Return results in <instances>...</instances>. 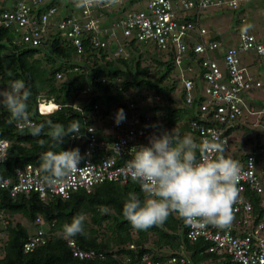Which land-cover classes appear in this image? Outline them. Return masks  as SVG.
Wrapping results in <instances>:
<instances>
[{
	"label": "trees",
	"instance_id": "trees-1",
	"mask_svg": "<svg viewBox=\"0 0 264 264\" xmlns=\"http://www.w3.org/2000/svg\"><path fill=\"white\" fill-rule=\"evenodd\" d=\"M7 1L12 2L11 8L4 6ZM18 1L0 0V14L5 10H13ZM146 1L148 2L121 0L117 7L107 12V21L101 26L106 27L112 20L118 22L119 8L126 7L130 10L138 4H144L145 8ZM248 1L242 2L236 10L224 6L200 12L193 10L187 13V19L194 22L197 29L204 28L210 41L221 44V55L229 48L235 49V57L241 68H246V64L243 66L244 56L252 54V61L244 74L250 78L253 87L257 83L259 86L254 87L246 99L249 107L264 111V105H257L250 100L264 101L254 96L264 85L261 82L263 75L259 74V67L264 64V55L258 54L255 47L264 43V22L255 16L258 13L262 16L260 9L250 10L252 6ZM258 4L264 7V0H258ZM211 11L234 13L237 16L232 27L234 37H225L222 40L218 35H213L212 29L207 30V27L201 24V14ZM117 31L118 34L116 33L111 43L105 47L93 46L91 35L82 37L79 52L65 32L63 34L59 29L49 28L41 45L32 47L19 42L15 31L0 26V89L7 88L14 80H23L31 89L27 120H11L7 109L0 107V142L7 144L5 151H0L2 179L10 178L15 183L16 170L31 165L38 170L40 178L48 182L45 179L48 173L41 167L42 157L46 153L60 150L79 149L83 160L97 161L111 157L112 149L105 151L103 146L113 143V114L117 115L120 109L123 110L124 120L130 123H133L134 119L140 121L139 124L133 125L136 130L142 129L144 132L139 146L147 145L151 135L164 130H174L181 139L190 134L195 137L194 141L198 146L199 139L192 131V124L212 122L218 125L216 121L211 120V114L200 110L206 100L201 95L206 84L201 78L203 72L200 61L196 59V54L190 47V44L199 40L198 38L193 36L192 39H185L188 51L180 57V63L177 64L174 48H162L153 42V49L144 52L140 44L147 42L138 41L134 36H124L121 29ZM242 33L253 37L254 47L242 49ZM224 41H228L229 45L224 44ZM219 65L221 67L220 62ZM189 68L193 72L192 75ZM185 80L192 83L189 102L186 100L183 84ZM176 92H179L182 103L180 105L177 104V96L174 98ZM142 110L149 114L144 115ZM255 120L257 121L256 116L244 117L232 126L219 125L218 128L222 136L228 139V149L223 151L225 157L241 162L248 156H253L257 170L262 171V128L259 127L261 132L256 134V141L251 144L252 150L248 153H237L240 149L236 148L230 138L232 133L244 128V125L248 128L258 127L254 125ZM48 121L62 124L65 128L74 121H79L81 137L77 139L67 136L62 144L56 145L48 135ZM36 125H45L39 136L31 134V128ZM89 128L92 133H88ZM91 135L95 138L97 148L88 158L85 156V150ZM202 153L198 146L197 157ZM133 155V151L127 150L117 156L116 166H123ZM130 193H135L142 201L147 197L140 185L133 180L126 183L105 181L89 189L71 191L67 199L57 195H48L41 199L34 192L12 198L9 189L0 188V232L6 235L3 246H0V264H145L144 256L153 264H233L206 252L209 243L202 240L189 242L184 219L177 213H172L165 223L147 231L134 230L123 215V205ZM248 198L253 205L255 221H258L261 196L254 194ZM105 207L107 212L103 211ZM77 215L89 219V222L83 219L84 235L66 238L63 225L71 223ZM16 217L23 219L26 224L15 223ZM38 219L41 222H38ZM39 231L43 232L44 245L24 253V243ZM150 236L154 237L151 243ZM69 240L74 241L77 247L84 251L92 250L103 254L104 259L80 260L73 257L68 245ZM172 259L176 261L171 262ZM182 259L184 263H181Z\"/></svg>",
	"mask_w": 264,
	"mask_h": 264
},
{
	"label": "built area",
	"instance_id": "built-area-1",
	"mask_svg": "<svg viewBox=\"0 0 264 264\" xmlns=\"http://www.w3.org/2000/svg\"><path fill=\"white\" fill-rule=\"evenodd\" d=\"M245 1L247 0H148L142 10H128L125 6L119 8L118 22L112 20L103 27L101 24L107 21V12L117 7L121 0L114 7L102 5L87 9L76 7L75 0H19L13 10H5L0 14V26L15 31L19 36V42L32 47L41 45L49 28L59 29L65 32L79 52L82 37L91 35L93 46L105 47L111 43L117 29H121L124 36H134L142 42L151 41L162 48H174L177 64L180 63V57L188 51L185 39L198 38L199 40L190 44V47L196 54V59L200 61L203 72L201 78L206 84L201 93L206 100L200 110L207 111L211 114V120L218 123V125L212 122L192 124V131L199 139L198 146L203 151L197 157L199 159L205 154L216 155L207 152L210 145L215 147L222 144L224 150L228 149V139L222 136L219 125L232 126L238 119L256 116L258 123L255 120L254 124L264 131V111H256L249 107L246 99L249 92L259 84L253 87L250 78L245 76L244 68L239 66V61L235 57V49L229 48L221 55L219 48L221 44L210 41L204 28L197 29L195 23L187 19V13L193 10L200 12L222 6L236 10ZM63 5L65 6L61 8ZM241 35L242 49L254 47L252 36L245 33ZM255 47L258 54L264 55V43ZM220 56L222 58H219ZM189 71L192 72L191 68ZM183 84L186 89V100L189 102L192 83L185 80ZM139 122L138 119H134L133 123L124 119L118 121L117 115L113 114L111 124V132L114 131L115 134L113 143L110 146L100 144L105 151L112 149L113 155L97 161L82 158L78 164L81 170L74 171L55 184L45 182L40 178L37 169L26 165L22 170H16L15 183L10 178L2 179L0 176V188L9 189L12 198L34 192L41 199L48 195L67 199L71 191L89 189L105 181L126 183L132 180L126 170V164L116 166L115 161L117 156L127 150L132 152L130 151L132 148L139 146V140L144 137V132L142 129L136 130L133 126ZM88 133H92L91 128L88 129ZM6 145L5 142H0L1 152L5 151ZM95 148H97L95 138L91 135L85 156L89 158ZM241 165L242 171L238 182L240 195L234 205V220L231 225L220 228L211 224L201 226L185 223L186 237L192 243L198 240L209 243L206 252L215 254L221 260H228L233 264H264V170H257L253 156L241 161ZM254 194L261 196L258 221H255L253 205L248 198ZM37 221L41 222L40 219ZM5 240V233L0 232L1 247ZM44 243L43 232L39 231L36 236L28 238L23 245V251L31 252ZM68 245L73 257L80 260L104 259L103 254L92 250L84 251L72 240L68 241ZM143 260L145 264H153L147 256H144ZM175 261L176 259L171 260ZM184 262L182 259L181 263Z\"/></svg>",
	"mask_w": 264,
	"mask_h": 264
},
{
	"label": "clouds",
	"instance_id": "clouds-1",
	"mask_svg": "<svg viewBox=\"0 0 264 264\" xmlns=\"http://www.w3.org/2000/svg\"><path fill=\"white\" fill-rule=\"evenodd\" d=\"M118 3L119 0H75L76 7L85 9L102 5L114 7ZM30 98L31 89L23 80H14L7 88L0 89V107L7 109L14 121L27 120ZM122 113V109L118 110V121L123 119ZM46 126L56 145L62 144L67 136L78 138L81 135L79 121L67 128L51 121ZM44 127L33 126L31 134L39 136ZM197 150L198 146L190 137L181 139L174 130L153 134L147 145L130 150L134 155L126 161V170L147 194L142 201L135 193H130L123 205V215L134 230L147 231L161 225L172 213H177L186 224H211L220 228L231 225L234 205L240 195L241 162L225 157L222 144L210 145L207 150L215 156L205 154L198 159ZM81 159L79 149L46 153L41 163L48 173L46 181L55 184L81 170L78 167ZM103 211L107 212V208ZM63 234L66 238L84 235L83 218L77 215L71 223L63 225Z\"/></svg>",
	"mask_w": 264,
	"mask_h": 264
},
{
	"label": "rangeland",
	"instance_id": "rangeland-1",
	"mask_svg": "<svg viewBox=\"0 0 264 264\" xmlns=\"http://www.w3.org/2000/svg\"><path fill=\"white\" fill-rule=\"evenodd\" d=\"M247 3H251L250 6H252V8L250 10L252 11H256V8H259L260 9V13L262 14V16L258 13L256 14L255 16L258 18V19H263V22H264V7L260 4H258V0H249ZM4 6L6 8H11L12 6V2L11 1H7ZM144 8V4H138V5H135V6H132L131 7V10H141ZM237 20V16L234 14V13H228V12H225V13H217V12H213L211 11L210 13H207L205 14L202 13L201 14V24L205 27H207L206 29L208 30H211L213 31V35H218L222 40L226 37H234L235 36V32L234 30L232 29V27L234 26V23L235 21ZM261 21V20H259ZM262 29H264V25L262 27ZM118 34V31L116 32ZM64 34V32H63ZM118 39L120 37H117ZM229 45V42L228 41H224V44ZM154 43L151 42V41H148L147 43L143 44L141 43L140 46H141V49L144 51V52H147L149 50H152L153 47H154ZM252 61V54H246L243 58V66H245L246 64V68H244V72L247 73L248 71V65L251 63ZM147 63L149 62L148 60L146 61ZM264 66V64H263ZM260 65V71H259V74H262L263 76H261V82H263L262 84H264V67ZM255 68V67H254ZM193 74V72L191 73V75ZM181 88L179 90V92H181ZM179 92H176V95H174V98H176L177 96V104L180 105L182 104L180 102V99H179ZM132 97H134V95L132 94L131 95ZM254 96L256 97H260L264 100V85L262 87V90L257 92ZM250 100H253L255 102V104H261V105H264V101H258V100H254V99H250ZM257 104V105H258ZM142 112H144V115H146L148 112H145L144 110H142ZM149 114V113H148ZM256 123H258L256 121ZM180 123H178L179 125ZM255 125V124H254ZM244 128H239L238 130H236L234 133L231 134L230 138L231 140H233L236 144V148H239L240 150H238L237 153H248V152H251L252 148H251V144H254V142L256 141V134L258 132H261V130L259 129V126L258 127H252L250 126L249 128L247 127V125H244L243 126ZM186 136L190 137L193 141L195 139V137H193L192 135L190 134H186ZM260 142L264 145V136L261 137V140ZM194 143L196 144V142L194 141ZM261 155H262V159L264 160V152H261ZM83 219H85L86 221L89 222V219L88 217L84 216ZM14 222H23L24 224H26V222H24L23 219H21L20 217H16ZM152 240H154V237L153 236H150V240H149V243L152 242Z\"/></svg>",
	"mask_w": 264,
	"mask_h": 264
},
{
	"label": "bare ground",
	"instance_id": "bare-ground-1",
	"mask_svg": "<svg viewBox=\"0 0 264 264\" xmlns=\"http://www.w3.org/2000/svg\"><path fill=\"white\" fill-rule=\"evenodd\" d=\"M48 106V105H47ZM50 106H52L53 107V105H50ZM41 107H45L44 105H41Z\"/></svg>",
	"mask_w": 264,
	"mask_h": 264
}]
</instances>
